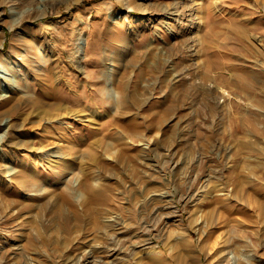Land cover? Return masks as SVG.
I'll return each mask as SVG.
<instances>
[{"label": "rangeland", "instance_id": "obj_1", "mask_svg": "<svg viewBox=\"0 0 264 264\" xmlns=\"http://www.w3.org/2000/svg\"><path fill=\"white\" fill-rule=\"evenodd\" d=\"M0 264H264V0H0Z\"/></svg>", "mask_w": 264, "mask_h": 264}, {"label": "bare ground", "instance_id": "obj_2", "mask_svg": "<svg viewBox=\"0 0 264 264\" xmlns=\"http://www.w3.org/2000/svg\"><path fill=\"white\" fill-rule=\"evenodd\" d=\"M177 4H178V2H177ZM147 9V8H146ZM152 9V8H151ZM169 9V8H168ZM148 10V9H147ZM155 10V9H154ZM165 11V9L164 8H162L160 11L162 12V11ZM175 10V9H174ZM178 10V9H177ZM136 11H146L145 10V8H143L142 6H141V4L138 2V3H134V4H132V6H131V14L129 15V17L127 18V19H124V18H119L118 19V17L114 20V23H124L125 24V28H124V33H123V36H122V39H121V43L119 44L120 45V48L117 50L116 48H115V51L114 52H117L119 55H122V52H123V50H124V52H126V51H128V50H130L129 49V43H130V41H131V43L133 42V38L134 37H138V35H136V33H139L138 32V29L140 28V27H142V24H143V22H139V24H138V27H136L137 29H133L132 30V26H133V23H134V19H135V16H136V14H132L133 12H136ZM172 11V10H171ZM170 10L169 11H165L163 14H165V16L166 17H164V18H166V19H164V20H162V23H161V27L162 26H164L165 27V29L164 30H162L161 29V27L160 28H158V29H160L161 31H159V32H154L155 33V35H157V34H159L158 36L160 37V39H162L163 41H165V43H166V35H170V33L171 34H174V30H175V26H176V23H177V21H180L178 18H175V22H170V23H168L170 20H173V18H171V17H169L170 15H172L173 13L171 12ZM147 12V11H146ZM153 12V11H152ZM156 12H158V10L156 11ZM182 14V13H181ZM175 15V14H174ZM177 17V16H176ZM178 24V23H177ZM137 31V32H136ZM164 31H166V32H164ZM164 33V34H163ZM141 35H142V33H141ZM121 37V36H120ZM243 37V36H242ZM244 38V37H243ZM157 39V36H155V37H153V35L151 36V40H150V43H153V41H155ZM124 55V54H123ZM118 58H120V59H118V60H120V62L123 60L121 57H118ZM116 65V64H115ZM120 65V64H119ZM126 65L125 64H122V66H120V67H125ZM115 67V66H114ZM118 67V66H117ZM39 99V98H38ZM17 101V100H16ZM38 101H40L41 102V104L42 105H40L39 103L40 102H38ZM33 102H35V103H33ZM36 102H38V103H36ZM55 102V101H54ZM16 103V102H15ZM29 103H31V105L33 106V108H35V110L37 111V113H39L38 115H39V118H37V124H38V122H40V121H42L43 120V118H42V115H41V112L43 111V112H45V113H47L48 111H50L51 109H55V108H58L59 107V104H55V106H52L51 104H49L48 102H42V100L40 99V100H36V98H31L30 99V101H29ZM49 105L50 106V108L48 109V111H46V110H44L43 108H42V106L44 107V105ZM35 106H37V107H35ZM37 109H40L39 111L37 110ZM32 111H34V109L32 110ZM32 113V112H31ZM33 122H35V121H33ZM32 122V123H33ZM32 126V125H31ZM32 128H33V126L32 127H30V130H32ZM37 128V127H36ZM95 141V140H94ZM98 141V140H97ZM93 144L94 143H91V144H88V146H87V148H91L92 146H93ZM107 144V143H106ZM57 152H51V155L53 154V155H58V154H56ZM30 175V174H29ZM84 189H86V188H84ZM98 190V189H97ZM87 191V190H86ZM101 191V190H100ZM86 193H88L89 194V191L88 192H86ZM92 193L93 194H95V195H97L98 194V191H96V189H95V191H93L92 190ZM54 196V195H53ZM89 196H90V194H89ZM55 197V196H54ZM45 198V197H44ZM57 198V197H56ZM90 198H92V197H90ZM51 199V198H50ZM50 199H49V201H50ZM88 199H89V197H88ZM48 200V199H47ZM49 201H46V202H49ZM87 201V200H86ZM90 201V200H89ZM93 201V200H92ZM52 202V201H51ZM58 203V202H57ZM57 203L55 202V200L51 203V206L52 205H57ZM47 206H48V208L49 207H51L48 203H45ZM46 205H45V207H46ZM58 205H59V203H58ZM61 206H62V203H61ZM47 208V207H46ZM47 208V209H48ZM100 212V211H99ZM57 213L59 214V216H62V217H64V215H63V210L60 208V207H58L57 208ZM96 213V212H95ZM94 213V214H95ZM97 213H98V210H97ZM57 214V215H58ZM98 215H100L99 213H98ZM78 216V215H77ZM76 217V216H75ZM111 217V216H110ZM107 218V219H102L103 220V222H104V226L106 227V226H109L110 224H111V226H112V223H111V221H112V218ZM77 218V217H76ZM114 218V217H113ZM222 220H224V219H222ZM117 222V221H116ZM114 224V223H113ZM115 225V224H114ZM113 225V226H114ZM110 227V226H109ZM105 230V229H104ZM111 235V234H110ZM113 235V234H112ZM238 236H240L239 234H237V236H227V237H225L222 241H221V243H220V247H219V249H218V251H219V257H222V250L223 249H227V248H229V246H231V244H228L229 243V238L230 237H232V241H236L237 240V238H238ZM115 237V236H114ZM108 238V237H107ZM113 238V237H112ZM116 240V243H117V240H118V238H115ZM120 240H121V238H119ZM110 240V239H109ZM106 241V240H105ZM122 241V240H121ZM97 245V244H96ZM102 245V244H101ZM108 245V244H107ZM106 245V246H107ZM119 245H120V243H119ZM103 246V245H102ZM112 246V245H111ZM103 248V247H102ZM102 248H101V251H103L102 250ZM105 249H107V248H105ZM86 250V249H85ZM90 250V249H89ZM98 250V249H97ZM112 250H114L115 251V249H112ZM111 250V251H112ZM90 251H92V249L90 250ZM123 251V250H122ZM94 252V251H93ZM104 252V251H103ZM102 252V253H103ZM99 253H101V252H99ZM105 253V252H104ZM116 253V252H115ZM119 252H117V254H118ZM115 256V255H114ZM113 257V256H112ZM119 257V256H118ZM117 258V257H116ZM155 262V261H154Z\"/></svg>", "mask_w": 264, "mask_h": 264}]
</instances>
